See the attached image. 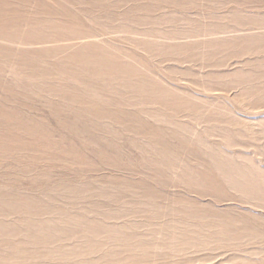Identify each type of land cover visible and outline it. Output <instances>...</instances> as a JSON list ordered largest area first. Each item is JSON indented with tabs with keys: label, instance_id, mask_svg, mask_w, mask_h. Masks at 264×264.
Instances as JSON below:
<instances>
[{
	"label": "rangeland",
	"instance_id": "obj_1",
	"mask_svg": "<svg viewBox=\"0 0 264 264\" xmlns=\"http://www.w3.org/2000/svg\"><path fill=\"white\" fill-rule=\"evenodd\" d=\"M3 1L0 264H264V0Z\"/></svg>",
	"mask_w": 264,
	"mask_h": 264
},
{
	"label": "bare ground",
	"instance_id": "obj_2",
	"mask_svg": "<svg viewBox=\"0 0 264 264\" xmlns=\"http://www.w3.org/2000/svg\"><path fill=\"white\" fill-rule=\"evenodd\" d=\"M6 1V0H5ZM5 1H3V3L5 2ZM12 1V0H11ZM47 3H48V5H51V3H50V1L49 0H45ZM77 3H75V6L76 7H73V6H71L69 9H70V12L71 13H73L75 16H76V12H75V9H77V10H79V12H84L85 11V7H83V5H81V4H83L84 3V1H86V0H75ZM18 2H19V0H18ZM29 2H31V1H29ZM33 2V1H32ZM123 2H124V0H123ZM7 4H10V0H7V2H6ZM5 3V4H6ZM81 3V4H80ZM112 3V2H111ZM14 4V3H13ZM18 4V3H17ZM22 4V3H21ZM25 4V3H24ZM128 6H129V4H128ZM14 7V6H13ZM21 7V6H20ZM112 7V6H111ZM16 8V7H15ZM25 9L27 8V7H24ZM91 9V8H90ZM15 10H17V9H15ZM89 10V9H88ZM20 11V10H19ZM7 12H9L6 8H5V5H2L1 7H0V29H2V28H4V29H8V31L10 30V24L8 23L9 21H7V22H5L4 21V17H5V14L7 13ZM32 12V11H31ZM14 13V12H13ZM82 13H81V16H83L82 15ZM79 14V13H78ZM22 15H24V14H22ZM49 16V15H48ZM49 17H51V16H49ZM67 17V16H66ZM66 17L64 16L63 18L61 17V23H63V22H65V19H66ZM70 19H71V21H72V26L73 27H77V26H85V27H88L87 26V24L86 23H84L83 21H84V19H83V21L82 22H80V21H76L75 22V26H74V24H73V22H74V18L71 16V14L68 16ZM53 18V17H52ZM77 18V17H76ZM7 19H8V17H7ZM38 19V18H37ZM6 20V19H5ZM39 20V19H38ZM36 21V20H35ZM86 22V21H85ZM15 23V22H14ZM41 23V22H40ZM39 23V24H40ZM88 23V22H87ZM17 24V23H16ZM35 24V23H34ZM33 24V25H34ZM37 24V23H36ZM35 24V25H36ZM47 24H50L49 26L47 25ZM59 24V23H58ZM66 24V23H65ZM19 25V24H18ZM13 26V25H12ZM6 27H8V28H6ZM15 27V26H14ZM32 28V24H27L26 25V27L24 26L23 28H20V26H19V30L17 31V33L16 34H19V32L23 29V31H25L26 29H29L28 30V32L29 33H31V34H33V35H36V36H34V37H36V38H38V39H36V40H33L32 39V41L31 42H28V44L29 45H32L33 47H35V49L34 50H49V49H51V51L53 50H58V48H56V47H61V46H63V47H61L60 49H63L64 47H65V49H63V52H65V55L66 54H68L69 52L68 51H72L71 49H75V48H77V47H79V46H83V45H87V44H91V43H93V44H99V42H101L102 41V39H101V36L100 35H98V34H96V32L93 30V31H88L87 29L86 30H84L83 28V30L85 31H82L81 33H79V34H77V35H74V34H72V36L70 37V38H68V39H66L65 38V36L67 35V30L68 29H66L64 26H61V27H59L56 23H54V22H51V21H45V22H43V23H41V25H40V28L42 29V30H40V29H31ZM48 29V30H47ZM16 30V29H15ZM47 30V31H46ZM50 30H52L53 31V33H51L50 34ZM5 31V30H4ZM101 31V30H100ZM12 32V31H11ZM98 32V31H97ZM104 32V31H103ZM71 33H72V31H71ZM95 33V34H94ZM7 35V34H6ZM15 35V34H14ZM30 35V34H29ZM32 35V36H33ZM204 36V35H203ZM7 37V36H6ZM11 37H13V36H11ZM16 37H17V35H16ZM18 38V37H17ZM22 38V37H21ZM25 39H27V38H25ZM12 40V39H11ZM15 41H16V39H15ZM19 41V40H18ZM13 42H14V40H13ZM15 43V42H14ZM48 44H50V46H48ZM54 47H53V46ZM65 45V46H64ZM26 50V49H25ZM31 50V49H30ZM23 51V50H22ZM28 51V50H27ZM59 51V50H58ZM57 51V52H58ZM61 51V50H60ZM59 51V52H60ZM49 53V52H48ZM51 53V52H50ZM61 53V52H60ZM115 53V52H114ZM60 56H62V55H60ZM90 250V249H89ZM102 255V254H101ZM136 255V254H135ZM176 255V254H175ZM98 256V255H97ZM128 256V255H127ZM179 256V255H178ZM81 259V258H80Z\"/></svg>",
	"mask_w": 264,
	"mask_h": 264
}]
</instances>
